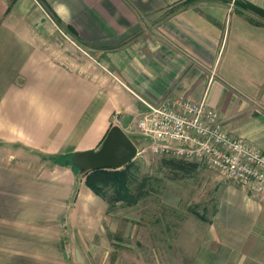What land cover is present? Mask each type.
Here are the masks:
<instances>
[{
	"label": "crops",
	"instance_id": "crops-1",
	"mask_svg": "<svg viewBox=\"0 0 264 264\" xmlns=\"http://www.w3.org/2000/svg\"><path fill=\"white\" fill-rule=\"evenodd\" d=\"M45 1L97 59L50 43L62 28L39 0H0V264L77 261L66 225L89 224L106 203L73 155L124 129L142 99L205 97L230 133L264 150V19L235 0ZM29 151L63 161L25 160ZM233 181L211 217L184 219L183 264H264V194Z\"/></svg>",
	"mask_w": 264,
	"mask_h": 264
},
{
	"label": "rangeland",
	"instance_id": "rangeland-1",
	"mask_svg": "<svg viewBox=\"0 0 264 264\" xmlns=\"http://www.w3.org/2000/svg\"><path fill=\"white\" fill-rule=\"evenodd\" d=\"M244 12L250 18L264 19L255 11ZM54 29L51 44L80 60L94 63L97 50L56 25ZM126 133L142 148L127 171L131 199H116L117 184L106 178L96 180L100 194L89 187L106 203V211L104 215L92 216L89 224L87 217L81 216V225L73 231L66 225L68 239L78 245V259L72 264H183L176 238L184 219L191 212L211 217L216 211L222 184L234 181L201 162L195 171L170 170L161 159L171 156H159L148 149L143 151L146 143L143 138L133 132ZM29 155L25 160L63 161L41 155L35 158L30 151ZM2 156L6 157V153ZM82 175L85 178V173ZM248 190L260 192L256 184Z\"/></svg>",
	"mask_w": 264,
	"mask_h": 264
},
{
	"label": "built area",
	"instance_id": "built-area-1",
	"mask_svg": "<svg viewBox=\"0 0 264 264\" xmlns=\"http://www.w3.org/2000/svg\"><path fill=\"white\" fill-rule=\"evenodd\" d=\"M144 110L124 126L140 135L145 149L159 156L201 162L232 180L256 184L264 192V150L224 126L205 97L170 96L157 104L142 99ZM142 148L138 147V154Z\"/></svg>",
	"mask_w": 264,
	"mask_h": 264
},
{
	"label": "trees",
	"instance_id": "trees-1",
	"mask_svg": "<svg viewBox=\"0 0 264 264\" xmlns=\"http://www.w3.org/2000/svg\"><path fill=\"white\" fill-rule=\"evenodd\" d=\"M48 11L50 16L54 19V21L66 32L79 39V34L77 30L72 25H64L61 18L57 15V13L46 3L45 0H39ZM197 0H184L182 4H190ZM225 2H230L231 0H222ZM235 3L242 8L243 11L245 10H252L258 13L260 16L264 18V9L244 0H235ZM241 10V11H242ZM161 163L170 170L179 171V172H191L195 171L198 167L197 162L192 161H185L182 159L172 158V157H162ZM133 164V161L127 163L123 168L120 169H111V168H102L91 170L85 173V183L88 187H90L94 192L97 194L99 193V187L96 183L97 179H104L106 178L108 181H113L117 184L116 192V199H131V195L128 193L127 187V171L129 167ZM103 195V194H102ZM133 200H138L133 198Z\"/></svg>",
	"mask_w": 264,
	"mask_h": 264
},
{
	"label": "water",
	"instance_id": "water-1",
	"mask_svg": "<svg viewBox=\"0 0 264 264\" xmlns=\"http://www.w3.org/2000/svg\"><path fill=\"white\" fill-rule=\"evenodd\" d=\"M138 155V146L119 125H113L98 149L77 151L72 158L82 173L91 170L119 169Z\"/></svg>",
	"mask_w": 264,
	"mask_h": 264
}]
</instances>
